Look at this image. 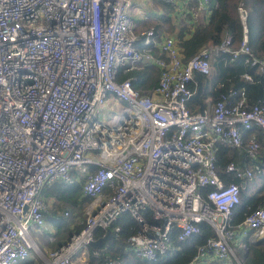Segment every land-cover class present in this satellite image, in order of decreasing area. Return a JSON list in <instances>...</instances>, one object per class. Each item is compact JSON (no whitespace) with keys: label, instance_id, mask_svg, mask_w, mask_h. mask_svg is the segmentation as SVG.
<instances>
[{"label":"built area","instance_id":"built-area-1","mask_svg":"<svg viewBox=\"0 0 264 264\" xmlns=\"http://www.w3.org/2000/svg\"><path fill=\"white\" fill-rule=\"evenodd\" d=\"M165 1L176 9L172 18L209 16V0ZM133 3L0 0V264H17L33 251L39 256L34 264H74L78 257L88 264L98 230H110L121 243L115 222L127 212L139 226L122 241L150 261L172 253L202 221L214 235L188 264H243L237 251L245 246L242 238L264 235V203L231 225L244 184L223 181L215 164L217 143L241 147L242 130L257 128L245 146L253 165L230 161L226 171L247 179L260 173L264 104L247 105L236 90L208 97L202 112L187 104L198 86L189 82L197 72L211 75L212 58L222 52L245 54L264 70V57L248 44L247 7L237 6L242 36L236 48L225 31L218 43L204 44L183 61L173 34L155 38L150 27L139 37ZM139 62L159 69L151 89L118 77ZM108 101L117 111L103 120L97 111ZM71 171L82 176V194L91 197L84 221L44 253L30 235L47 229L40 192L56 180L71 182Z\"/></svg>","mask_w":264,"mask_h":264},{"label":"trees","instance_id":"trees-1","mask_svg":"<svg viewBox=\"0 0 264 264\" xmlns=\"http://www.w3.org/2000/svg\"><path fill=\"white\" fill-rule=\"evenodd\" d=\"M240 2H243L248 9L246 20L248 44L256 56L264 57V0H209V16L199 22L191 20L189 13L186 16L172 18L169 14L170 11H173L172 5L165 0H157V4L163 10L162 16L158 19L147 17L139 20L135 23L134 28L139 37L142 30L150 27L154 28L155 38H159L163 33L173 34L179 46L182 60L186 61L204 44L218 43L225 31L232 36L231 47L238 46L242 36V24L237 12ZM153 52L159 54L156 47ZM139 64V67L127 72H123L121 69L118 77L130 76L134 87L142 90L151 89L158 83L159 69L154 64L145 62H139ZM211 65L213 68L211 75L197 72L196 78L189 82V85L193 87L197 81H201L200 101L203 105L208 97L214 101L221 94H227L231 90H236L238 93L244 92L247 105L264 104V70H260L255 64L252 65L247 59V55L239 54L232 57L229 52H222L212 58ZM245 74L249 77H246ZM187 104L191 111L199 109V101L194 98H189ZM242 131L243 144L241 147H231L220 142L215 147V164L219 176L225 182L236 181L239 184H244V188L239 194V200L231 210L230 223L232 226L242 222L251 210L264 203V150L258 152L257 158V161L259 160L261 163L262 170L252 179L238 177L226 171V165L230 161H234L241 167L253 165L255 161L246 155L245 146L253 133L259 134L260 132L257 128ZM71 175L73 177L71 182L53 181L44 185L40 194L48 208L51 202L58 201L60 205L69 207L73 219H75V215L80 212L84 204L90 201L91 197L82 194V176L75 171H71ZM208 188H202L203 196ZM55 211L57 210L55 209ZM65 211L61 212V217L69 214V212L65 214ZM115 224L120 228L118 235L121 243L116 240L114 235H111L96 246L89 245L87 249L88 264H188L195 255L198 246L214 235L213 228L207 222L202 221L199 224L200 230L184 240L177 241V248L172 253L150 261L136 255L122 241L127 235L137 231L139 225L135 218L128 212L123 213ZM81 226L82 224H77L76 230H79ZM67 227L66 230L69 233L73 232L71 227ZM57 229L59 232L62 227ZM102 234V231L98 230L95 237L98 238ZM242 242L245 246L239 251L243 258V264H264V240L251 241L249 236H244ZM17 264H34V260L27 258ZM218 264L237 263L231 261L218 262Z\"/></svg>","mask_w":264,"mask_h":264},{"label":"rangeland","instance_id":"rangeland-1","mask_svg":"<svg viewBox=\"0 0 264 264\" xmlns=\"http://www.w3.org/2000/svg\"><path fill=\"white\" fill-rule=\"evenodd\" d=\"M116 111H117V106H116L115 101H108L106 102L104 109L100 113L99 111H97V115L101 119L106 120V119H109L114 113H116ZM87 204L88 203L83 205L80 212L77 213V215H75V219H73V214H71L69 207H67L66 205H60L58 201L51 202L48 210L44 214L45 221L47 225L49 226L48 228L50 230L44 231L43 229L35 228L30 231V235L35 241L38 248L39 247L43 249H45L46 247L48 249L53 248L56 246L58 242H61L62 240H65L67 237H69L72 231H70L69 233L66 230L68 228L67 226L71 227L72 230L75 231L77 224H83ZM59 206L61 207L57 209ZM55 209L57 211H55ZM63 210L64 211L68 210L69 214L61 217L60 214ZM59 227H62V229L59 232H57V230H59L57 228ZM50 236H52L53 238L50 239L49 238ZM241 248L242 247L237 248V251L239 252V254H240L239 250ZM31 255L34 257V260L39 258V256H37L35 251H33ZM87 259H88V256H87ZM82 263L83 262L80 261V257L74 258V264H82Z\"/></svg>","mask_w":264,"mask_h":264},{"label":"crops","instance_id":"crops-1","mask_svg":"<svg viewBox=\"0 0 264 264\" xmlns=\"http://www.w3.org/2000/svg\"><path fill=\"white\" fill-rule=\"evenodd\" d=\"M170 4V3H169ZM172 5V4H171ZM173 7V5H172ZM176 9L173 7V11H170L169 14L175 13ZM163 10L159 4H157V0H134L132 9H131V16L135 23L139 20H143L147 17L153 18V19H158L162 16ZM204 17V15H203ZM45 229V231H49L50 229ZM263 236V235H261ZM51 249V248H50ZM48 248L46 247L45 249L41 248V251L44 253L48 252ZM29 258H32L34 260V257L30 255Z\"/></svg>","mask_w":264,"mask_h":264},{"label":"water","instance_id":"water-1","mask_svg":"<svg viewBox=\"0 0 264 264\" xmlns=\"http://www.w3.org/2000/svg\"><path fill=\"white\" fill-rule=\"evenodd\" d=\"M194 78H196V75H194ZM197 82H198V86H197L196 92L192 95V98H194L195 100H198L199 101V111L202 112L203 111V103L200 101V93L202 91V83H201V81H197ZM110 236H111V232H110V230H107L104 235H102V236H100L98 238L93 239L91 241V244L90 245L96 246L101 241L106 240ZM260 240H264V235L258 237L254 241H260Z\"/></svg>","mask_w":264,"mask_h":264}]
</instances>
